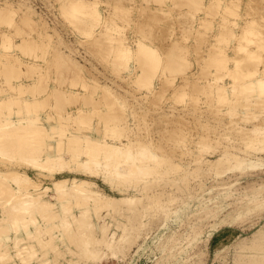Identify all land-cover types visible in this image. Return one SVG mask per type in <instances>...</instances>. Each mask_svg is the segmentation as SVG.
I'll use <instances>...</instances> for the list:
<instances>
[{
  "label": "rangeland",
  "instance_id": "374dc122",
  "mask_svg": "<svg viewBox=\"0 0 264 264\" xmlns=\"http://www.w3.org/2000/svg\"><path fill=\"white\" fill-rule=\"evenodd\" d=\"M73 1L74 0H0V5H4L8 3L11 6V8L14 9L13 20H12L13 24H9L5 21L0 22V32H2L0 34V45L2 44L0 46V53L5 52L4 50L7 49L5 45H9L11 47V48L8 47L10 52L7 51L8 50L7 49L6 52L2 54L4 55V58L8 56L6 55V53L9 54L8 59L9 61L12 60L10 62L13 63L12 70H15V72L13 71L14 77L17 78L18 76H20L18 78V81L19 79L21 80L23 78L22 79L23 81L22 80L19 81V84H17L18 83L17 79H11L12 82H9L11 81L9 79L13 78L11 76L9 78V74H11L10 72L12 71L10 69V66L12 64L10 63L11 65L6 66L5 64L7 63L8 65L9 63L8 61L5 64L4 63L0 64V70H2L0 72V76L2 73V76L0 77L1 79L0 82L3 80V83L1 82L3 84V86L1 85L3 88V91H2V88H0V100L2 101V102L0 101V104H1L0 105V116L2 115L3 117H1L0 120L6 117V115L8 116L11 114H13V116L15 117L16 116L19 117L20 115L21 116L26 115L28 114L27 112L28 110H26L28 108H30L28 115L34 114L33 112L38 111V113L34 115L40 118L41 120L40 125L37 126L39 124V121H38V124H35L37 126L36 128H34L35 127L34 125H30V126H33V128L31 127L32 133L38 128L40 130H37L33 134L29 132L30 133L29 134L27 132L28 129L27 130L21 129L20 131H23V132L19 131L20 133L18 132V137H21L22 139H24L23 141L21 139L20 140L21 142H19L20 144H23L21 145L22 147L24 145L28 146L29 144H34V147L31 149V151L30 150L29 151L31 154H33L32 159L33 158L36 159L35 161H33L34 159L32 161L30 160V162H32V167L35 166V168L36 166L37 168H40L38 166L41 165L40 163L39 164L37 163L39 162L38 160L39 154L37 153V156H36V153H35L37 152L36 149L38 148L37 144L40 145L41 141H43L45 137L46 138L43 141L44 143L42 142L41 146L42 144L43 146H46L49 143H53V145L51 146L52 149L50 148L52 151L50 150L49 151L54 154L57 151H61L59 153H56V154H60L58 155L60 158L59 157L56 159L52 158V161H49V162H57L58 164H60L59 165L60 168H64L63 170L65 171L60 169L57 163H53V164L51 163L50 165H48L49 168H51L49 170H52V167H55L57 165V167L53 168L54 172L53 170L50 171L52 173L48 172L46 168L41 166L44 168L45 170L44 172H48L46 173L48 174V176L53 173L59 176L62 175L61 173H68V174L77 173L76 175L79 174L80 176H84L89 179L93 178L97 180V183L99 185H101L107 192L112 193V194H118V193L112 192L109 189L112 186L114 189H116L115 188L116 184H117L116 187H118V189L123 188L122 190L124 189L127 190L126 192L127 195L128 194L133 195V194L140 193L141 205L139 203L137 205V208H133L131 209V211L129 209L125 210V208H123V210H125L124 212L121 211L122 209L120 208L118 209V211H115V210L106 211L105 209L107 208L105 209L103 208L101 211H97V212L93 210V212H96V213L93 214V217H92L93 224L91 225L95 226L96 228L95 230H98L100 227L107 225L108 226L107 232L111 233V232L116 231L117 233H119L121 232L120 230L121 227L125 224V222H127L129 218L130 220L128 221L131 222V219H133V221L134 220L138 221L139 224L136 225V228L132 235V241H129L121 248L115 245V247H113L114 249L113 250L111 247L114 245L113 243H111L112 245L111 247H110V244H107V247L109 246V248L103 246V247H96L94 248L95 250H89L90 248L87 249V247L85 248L82 245L77 244V241L75 240L74 241L65 240V242L64 240L61 241L58 235L61 234L60 232L62 230L59 229L60 227L59 224H58L59 227L57 226V223L54 224L55 221L53 220V219L56 220V217L52 218L54 217V215L51 213L52 215L50 214L49 219L52 218L53 221L49 220L46 217V214L43 212V210L41 211L40 206H37L36 203L38 204L40 203L38 202L39 201L38 198L34 199L32 196L33 198L31 200L32 202L30 201V203H28L30 205V209L26 208L29 211L25 210L23 211V214H20L24 216V217L21 216L22 219L28 221V222L27 221L24 222L25 225L23 224L24 227L28 225L26 230H24L25 228L23 226L19 227L20 230L18 233H16L20 236L19 239L16 238L17 240L15 241L13 238L12 240L10 239L11 241L9 240L6 246H4L3 250H5V252H6V249L8 251L15 250L13 248V245L14 243L17 244L19 240L20 242L22 241L29 242L30 245L35 246L34 248L35 250H37V253L35 254L33 253V251H30L29 255L31 257L29 255L28 256L25 255L26 258L29 257L28 259H30V261L28 260V262L25 264H37L38 261H39L38 264H41L40 259H48L49 257H50L49 258L50 261L48 260V263L46 262L47 264H73V261H76V263L74 264H264V143H263L264 141H261L258 144L257 143L254 144L255 141L250 143L249 138H248V133L246 134V132L248 131L247 129L254 125L256 126L261 125L262 128H264V102L263 104L261 102L264 100V96L263 98L262 96L258 94L257 95L259 97L257 96V98L255 97L256 95L250 96V98L252 99V100L250 99V101H252L251 103H253V105H255V102H257V104L259 103V107L257 104H256L257 106H252L249 104L248 106H243V105L235 106L234 103L232 104V102H234L237 98H240L239 96H237V93H238L237 89H239V93H240V91L244 89V86L247 85L250 79L253 80L252 78L254 77H255L254 79H256L257 77H261V78L264 77V74L261 75L262 72L264 73V44H263L264 43V0H223V2L222 1L220 2H222L225 6L223 5L222 7V4L219 6H214L209 11L208 14H205L206 13L205 9H208V6L210 7L211 5L218 2L219 0H199L198 1L200 5L199 7H203L201 8V10L197 6L194 7V4H195L194 2L198 4L196 0H192V1L181 0L180 4H179V0L178 1L172 0L173 3L171 2V0H167V1L163 0L165 4H163L164 2L162 1H160L162 3L159 4V0H157L159 5L156 4L157 1H154V0H147L149 3L146 0H82V1L90 2L92 7L94 5V8L95 6H97L99 11L101 12L100 17H98L100 20L97 18L95 20L96 21L95 23L94 21H90V18H88L87 16L85 17H87L89 21L86 19H84V22H78V23L75 21H72L74 18L71 19L70 16L67 15L66 9L68 6L66 7V5L72 3ZM153 2L155 3L154 5H153ZM174 2H177V3L175 4ZM201 2L203 5L200 4ZM171 3L175 4L176 6L173 5L174 7H172ZM161 4L163 5L161 6ZM178 4L180 6H178ZM150 5L151 6L153 5L152 6L153 9H150L151 8ZM164 5H167V7ZM155 6L161 7V9L160 8L155 9ZM165 9L168 11H166ZM221 10H222L223 16L224 15L226 16L224 20L222 19L223 16L222 15L220 16V13L219 15L217 14L218 12H221ZM163 11L164 12L166 11V12L164 13ZM191 14L192 15L194 14V15L192 16ZM35 15L40 16L38 18L40 20L38 23L34 22L32 25L25 24V19H23V17H26V20H28L34 17ZM101 18H102V21H101ZM97 20L100 22L98 23ZM214 20H217V23ZM173 21H174V24H173ZM251 21H254V22H251ZM107 24H110L111 26ZM117 24H120L121 27H115L117 26ZM139 24L146 25V26L149 25L148 27L145 26V29H147V32L145 30V32L147 33V34L145 33L147 35L146 39L144 38L145 34L142 35L141 32H137V30H139L138 28ZM214 25L215 26L217 25L216 26L217 28ZM84 26H87V27H84ZM90 26L91 28L92 26H94V28H92L91 30ZM80 27L82 30H80ZM109 27H111V29ZM135 27H137L136 30H134ZM184 28H186V30ZM243 29L244 30L247 29V31L245 30L247 39L249 38H250L249 40L252 39L251 41H249V43L246 37L243 35L244 34ZM253 29L255 30V32H253ZM85 30L88 31V33ZM116 30L117 31L120 30V32L119 31L117 32ZM249 30H250V34L252 32L250 36L248 35ZM227 33L229 36L227 35ZM111 34L117 39L115 40H111L109 38L106 39V37L109 35L111 37ZM5 35L9 36L7 37L10 38V40L8 39L10 43L7 40V37ZM45 35H47L48 38H43V39H46V40L49 39L50 41L47 45L53 44L51 47L48 46L47 49H43L42 47L43 45L42 44H41L42 46L39 45L41 42H38L40 41L39 39L41 38V36L43 37ZM24 36L36 37V41H34V43L38 42L36 44L37 47L39 46L37 50L34 49V46H35L33 45L34 43L33 44L29 43L30 48H32L31 47L32 45L33 46L32 49L36 50L34 53L36 57L33 55L34 50L32 52L31 50L30 52H28L29 46H26V44L24 43L26 41L23 42L24 44L23 43L21 44L22 38ZM224 36H226V38ZM136 37L138 39L144 38L145 40H147L149 44L155 46V48L158 47L156 49L157 51H159V53L161 52L163 53L165 51L166 54L163 53L165 55H162L161 53L162 55L161 57L164 61H167L166 60L168 59L167 53L170 52V50H173V48L175 49L176 43H177V46H181L180 48L182 49L179 48L180 49L179 55L181 57H184V60L182 61L183 65L181 66L185 68L189 66L188 67L189 75L191 76L192 79L197 78L196 81L190 84L191 91L193 90V88H195L196 91H194V93L191 94V96L185 97L189 101L184 102V100L181 97L180 98L176 97L177 93L179 92V88L176 85L182 84L184 82V76L175 75V76L169 77L170 78L169 79L165 75V72H163L164 75L162 74V76H160L159 78L154 79L153 83L156 86V89L154 90L152 88H149L145 84L146 82L149 84L148 80H146L145 82L144 79H140L136 77L139 75L138 72H140L139 64H138V68L134 66L135 64H137V62H135L136 59H133L131 61V66H132L131 68L133 71L132 70L129 71V74L127 73L128 69L126 70L127 72L120 71L117 73V71H115V69L117 70V68H115V65H113V63L111 62L112 61L111 55L116 54V52H112L109 48L113 45V43L116 44V43L123 42V43L129 44V46L133 48L132 52L133 51L136 52L137 48L135 44H136V41L138 40ZM223 37L225 39H223ZM152 38H155V39L157 38V40L152 39ZM174 40L176 41L175 43H173ZM229 40L230 41L232 40V41L229 42ZM4 42H6V44ZM15 42L16 43L18 42V43L15 44ZM239 43H243L244 46L247 44L246 49H245L246 52L245 51L238 52L239 50L237 49V45ZM261 43H262L261 45L262 47L260 46ZM3 44L5 47L3 46ZM231 44L233 45L232 47H230ZM22 47L24 48L27 47L28 49L25 48L24 50V48L22 49ZM44 47H45V44H44ZM41 50L43 53L46 52L45 53L46 55L48 54V57L44 54L45 60L42 59L44 55L42 54ZM55 50L56 52L59 53V55L55 56L56 59L53 57L52 60L55 59L56 61L58 59L57 57L60 56V59L61 60L63 58L66 59L67 63L65 61H64L65 63L62 61V65H61L60 59H59L60 63H58L57 61H56L57 63L53 65L52 63H54L55 61L54 62L50 61L51 64L49 63L48 58L49 56L50 58H52L51 56L54 55L53 53H55ZM216 51L217 53H215ZM253 51H255L256 54L259 52L257 56L261 60L258 59L257 57L256 59L255 55L254 56L250 55L251 53H253ZM11 52L12 54H10ZM25 52H28L32 56L29 57L28 53H25ZM135 52H133V55ZM222 52L225 53L224 55L226 56L228 54L227 56L228 59L231 60L232 58L233 61L229 60V62H227V64L230 63L229 65L223 64L222 66V63L219 65V62L215 61V57L218 58V56L223 55ZM38 53L42 54V55H39L41 59L39 58V56H37ZM175 53H178V51L174 53H170V54L173 55ZM246 53H249V54L246 56ZM2 54H0V57L2 56L0 60L3 59ZM12 55L17 57L20 64H17L18 60L14 59ZM33 56L36 59H34ZM244 56L246 57V61H247V57L249 56L251 60L249 62L250 63L249 65L247 62L246 64L247 66L245 68H243V66H245ZM221 57L222 56H220V58ZM237 57H243L242 60L243 59L244 60L240 62V63L243 62V66L242 64L236 65L238 64V62L237 63L235 62ZM11 58H13L14 60ZM46 60L49 63V65L45 62ZM21 61H23V63L26 62L27 64L26 63L25 64L28 65L29 67H31L30 66L31 64H32V67L35 66L33 67V69L31 67V71H30L31 73L28 72L30 68L27 67L26 65L23 67L22 66L23 63ZM43 61L45 64H42ZM252 61L254 62L252 63ZM29 62L31 64H29ZM33 62L34 63L36 62L35 65L33 64ZM14 63L17 64L18 66L19 65L21 66V68L19 67H18L19 69L17 68L18 69L17 73L18 71L20 72L18 73V75L16 73L17 66L15 67ZM39 64L41 65L40 66L41 68L38 67ZM59 64H60V67H59ZM43 65L44 67L46 65L45 70L44 68H42ZM224 65H226V68H224L225 67ZM3 66L4 68L1 69V67ZM47 66H49L50 68ZM162 66H164V64ZM6 67H9L8 70L6 69ZM247 67L248 68L250 67L249 69L252 70V72L255 74L251 73L249 69H246ZM24 68L27 70L26 73L23 72V70H25ZM235 68H239L240 71H238L237 69L238 72H236ZM240 68H243L242 69L243 75L248 74L249 72L251 73V74L246 75V77H248V79L246 78L248 82L247 81L245 82L244 80L245 76H242V73H241L242 71ZM39 69L41 71H39ZM42 69L44 70V72H46V74L42 72L43 71ZM76 69H79L80 73L76 71ZM227 69H231V70H227ZM245 69L247 71H245ZM4 70L9 72L8 75L6 72H4ZM37 70L38 72H40L41 75L40 74L37 75V72H36ZM46 70L48 71V73L50 72L49 74H52L49 78H48L49 74L47 75ZM81 70L83 71L82 72L83 74L81 73ZM134 71H136L137 73L136 76H134L135 75ZM21 72L24 74L22 75L25 78L21 75ZM76 72L78 73L76 74ZM130 72L132 74H130ZM190 72H192V74H190ZM233 72H235V74ZM230 73H231V76H229ZM237 73L240 74L244 78V79L242 78L244 80L243 82H242V79L241 81L239 80L241 76L239 75L240 78L237 77L238 76ZM5 74L7 76H5ZM69 74L70 76L72 74H74L75 76L76 74V79L73 78L74 76L71 78ZM28 75L30 78L28 77ZM251 75H252V78L250 77ZM32 76L35 77V79ZM235 76L237 77L236 78L237 81L235 80ZM36 77L38 78L37 80H36ZM66 77L68 79L71 78L70 79L71 81L67 80ZM4 78L6 81H4ZM136 78H138L137 81H139L140 79L141 83L137 82ZM72 79H74V81H77V84L79 85L75 84L76 86L74 87L75 82L73 81L74 82L73 83ZM58 80L59 82L60 81L61 82L60 83L56 82ZM83 80L86 82L81 85L83 86L82 88L80 86L81 84L80 82H82ZM28 81L31 82L32 85L36 83L35 85H38V86L32 87ZM24 82H25V85H21V84H24ZM225 82H227L228 84ZM240 82L242 83L241 84L242 86L240 85ZM26 83L27 84L29 83L28 86ZM44 83L48 88L43 87ZM237 83H239V85L237 86L239 88H236V89L233 88V86H235ZM219 85L225 86L227 92L228 93L230 92L229 98L232 99V96H234L233 101L232 102L229 101L231 102L230 106L228 105V102L223 103L219 99L218 101H216L215 97L218 95V93L216 92L217 91L216 87ZM4 86H6L5 87L6 90H4L5 89ZM24 86L28 87L27 93L29 95L27 93H24L26 92L25 91L26 87L24 88ZM39 86H41L40 87L41 89L39 88ZM15 87L17 88V90L15 89ZM23 88L24 90H22ZM38 88L40 89L39 91L42 92L41 94L38 91ZM42 88H45L46 90L41 91ZM51 88L52 89L54 88L55 91L57 89L58 91L59 89H61L62 95L64 92L65 95L63 96L69 97V98L64 97V99L66 100L69 99L68 103L67 101L64 102L63 100V103L65 104L64 107L62 106L63 103H61L60 101L58 102V100H62V98L56 97L58 98V100H54L53 97L57 96L56 95L57 92H55L56 94L54 95L53 94L54 90H51ZM231 88H233L232 90H235L234 95H233L234 92L231 90ZM28 89L30 91L31 89L33 90L30 92L28 91ZM34 91L35 92L38 91L37 93L39 96L38 95L36 96L37 93L35 94ZM70 91L72 94L74 93V96L70 94V96L72 95L73 97L69 96ZM109 91L114 92L115 95H111ZM17 92L18 94L19 93L20 94L17 95ZM78 92L79 94L83 92V94H81V96H78L79 95ZM32 93L34 96L32 95ZM46 93H49V95L52 96V97H49L48 101L44 98L48 95ZM11 94L12 95L14 94L13 98ZM20 95H21L20 98L22 100L20 98L19 99L14 98ZM86 95L90 97V98L87 97V100H86L87 102L83 101L84 97L86 99ZM7 96H8V99H6ZM2 97H4V99H2ZM75 97H76L77 102H74L75 100L72 99V98L75 99ZM243 97L244 96H241V98ZM252 97L253 98L255 97V98L253 99ZM43 98L46 100L47 103L50 102L51 104L50 106V104L48 103V107H46L47 103H45L46 105H43V108L46 107L44 110L41 106L42 104H44ZM30 99L31 101L35 103V106H34L35 108L33 107L34 111L31 106L32 104L27 102V101H30ZM37 99H40V100L37 101ZM51 99L54 102H52ZM88 99L90 100V102ZM13 100L15 101V103L17 102L22 103V101L24 100L26 102V106H28L27 103H29L30 107L25 108V105L24 106L21 105L22 107H24L22 108L23 109L22 110L23 112H22L20 110L21 108H19L20 106L18 103L14 104L13 102L11 104ZM71 100L73 101L71 102ZM93 100L97 102H94ZM102 100L104 102H102ZM92 101L94 104L91 103ZM36 102H38V105ZM55 102L58 103L60 108L62 107L61 111L59 109L54 111L55 108H59L58 105L57 107H53L54 105L52 104H55V105L57 104ZM40 103L41 105H39ZM2 104L3 106H5L4 108L1 107ZM8 104L16 105V106H13V110L15 109L17 111L14 110L13 113H11L12 106H9V107L6 106ZM231 104L233 106H231ZM36 106H39V107L37 108ZM77 107L79 108V110ZM93 107H95V109ZM96 107H98V109L101 110L100 112L101 114H102V111L105 110L106 113L112 114L115 116V118L113 119L114 120L113 122L118 124V127L116 128L117 129L116 132H118L117 135H119V133L121 136L123 134H129L130 137H133V138L143 137V138H147L148 140L152 141V143H147V144L151 148H154L159 155L160 154L162 155V156L160 155L162 157V159L160 160L163 161L161 162L159 160L161 163L155 162L154 164H156V166L153 164L155 168L157 167L158 164H160L158 165L156 169L153 168V166H151L152 169L154 170L153 174L151 170H150V173L149 171L147 172L148 175H146L147 173L145 174V172L142 171L141 173L143 175L141 174L142 175L141 176L139 168L136 166V164L133 166L137 167L136 169V171H138L136 172L137 174L135 173L132 174L134 177L125 176L127 177L126 180L123 177L124 175L120 177H114L113 174L112 175L107 174L109 177V178L107 177L108 181L107 182L101 181L100 173H97L96 177H95L96 174L93 173V172H97V170H100L99 169L100 167L99 168L97 166L93 167L94 165L93 163H92V167H90L91 165L90 163H86V164L81 163L82 167L80 168L81 169V172H80L78 165H80V162L82 161H79V163L77 162L78 164L76 165V162H74L75 163L74 164L73 159L71 160V157L69 156L71 146L74 144L72 142H75L72 139L71 141L72 145H70L71 143L68 144V142L70 141L69 137L71 133L72 134L76 133L74 135L83 136L85 134L90 135V133L96 134L97 132H98L97 134L102 135L103 134L102 132L104 129H107V132H109L108 129H110V127L108 126L103 127L102 129V126L106 125V123L104 124L106 113L103 112V116H104V119H103L101 114H99L100 110H98ZM76 108L78 111H80L81 109H84V112L82 110L80 114L86 120L85 122L89 121L90 123V119H92L90 124L85 123L87 124L86 125L87 127L83 125L84 123L82 124L81 122L82 116L78 114L79 112L75 110ZM91 108L94 109V111ZM1 109L2 110L4 109L5 112L8 109V112L6 113H9V114L4 115V111H1ZM228 109L231 112H229ZM90 110H92L95 113V115ZM171 110L173 111L175 110V112ZM24 111H26V113H24ZM242 111H244V113H242ZM46 112L50 114L46 115ZM56 112L59 114H57ZM76 112L80 116V118L76 116L77 115ZM85 112L87 113V115H85L86 114ZM18 113H20V115ZM51 114L53 115L51 116ZM60 114H62V116L64 117L71 114L69 116L70 117L73 116L72 117L73 119L72 118L70 119L71 121H73L72 124L75 121L74 123L75 125L69 124L71 122L68 119L69 116L67 117V119H65V121L68 120L69 122L63 121V119L60 118L62 117ZM88 114L89 115L91 114V116H89ZM45 115L50 116V118L47 117L50 120L46 118V120L49 123L43 119ZM74 115L77 118L76 117L74 118ZM86 116L90 119L88 120L87 118H85ZM92 116L95 117V119H93ZM97 116H98V119L96 118ZM51 117H53L54 119H51ZM59 118L61 119L62 122L59 121ZM78 120L80 121L81 125L79 124ZM94 120H95V123H94ZM99 122H100V125H99ZM62 123L63 124L65 123L66 126L63 125L62 127L61 125ZM102 123L104 125H102ZM240 124L244 125L245 127L241 126ZM50 125H53V127L51 126L52 129L50 128ZM89 125L91 126L90 127L91 130L89 128ZM98 125H99V129L97 127ZM44 126L45 128H43ZM72 126H77V127H72ZM261 126H258V127H261ZM41 128L44 130H41ZM63 128L65 131L61 130ZM76 128H79V129L81 128V130L76 129ZM245 128L246 130H242ZM49 129L53 130L54 132L50 131ZM58 130H60L59 133L61 135L63 133L65 134V132H68V131L70 133V134L66 133L64 135L65 139L62 140L63 144L60 143L59 141L60 139L57 142L55 140V136L53 133H56ZM48 132L50 133V136L48 135L49 134ZM24 133L27 136L24 135V138H23V136H20V134L23 135ZM44 133H47V135L50 138L51 136L53 138L50 139ZM81 133H84V134H81ZM105 133H106V130L104 131V134ZM28 134L30 138L28 137ZM41 134L45 135L43 136L44 138L41 137L42 136ZM72 134L71 136H73ZM36 135L37 136L41 135V136H38L40 139V142H38L39 140H37L38 137H36ZM9 136L11 137L10 134ZM66 138H68L67 142H66ZM27 139L29 140L27 141V143L29 144H25L26 143L25 140ZM35 139H36V142H35ZM7 142L4 141L2 145L0 144V146H3L5 149H8L9 147L7 151L3 147H2L3 148L2 150L0 149V151H2L0 152V154H2L0 155V161H3L5 159L4 160L5 162H0V166H2L3 163L9 164V162L12 161V159H14L15 162L17 161V164L19 162L20 163L24 162L23 163L24 166H27V164L30 165L29 167H27L30 174H32L37 180L42 179L41 174L38 172V170L42 171V168L38 170L29 169L31 168V163L28 162L29 156H30V154H28L27 156L26 152L28 150H25L22 148L23 150L21 151L20 148L18 149V147H14L12 145L11 140L9 143ZM58 142L60 143L61 146L62 145L63 146L60 147ZM89 144H90V139H89ZM252 144L254 147H252ZM66 145H69L70 147L69 146L66 147ZM155 145L156 147L160 149H156ZM14 149L16 150V152L17 151L18 152L14 153L13 152L15 151ZM66 149L68 153H66ZM223 149H225V151ZM62 152L65 155H63ZM223 152H228V154L230 152L235 153L238 156V158H234L230 160V162L224 161L223 163L222 162L216 163L215 156L220 155L221 153L223 154ZM11 153L15 155L13 156ZM25 153L26 155H23ZM7 155L9 157H7ZM18 155H20L21 157ZM25 156L27 158H25ZM163 157L167 158L166 162H164L165 158L163 159ZM24 158L25 160H23ZM63 158L65 161L63 160ZM194 158L196 161L194 160ZM208 159H210L209 162H208ZM69 160H71V163H73L76 166L73 165L74 167H70L72 164L70 165V162L68 163ZM104 161L106 162L108 160H106V158H104V160L101 158V162H104ZM111 161L113 162L114 160L113 159L109 160V162ZM34 162H36L38 165ZM62 163L65 164L64 167H62L63 166ZM152 163H150V165H152ZM33 164H36V165H33ZM87 164L90 168H92L91 169L92 172L91 170L88 173L86 172V171H89L87 168ZM51 165L52 167H50ZM83 166H85L87 169H84ZM76 167L78 168L76 169ZM134 167H133V170H134ZM110 168H112V166ZM58 169H60L59 172H58ZM82 169H84V171ZM93 169L95 170L93 171ZM91 173L92 175H90ZM150 174L152 175L150 176ZM135 175L137 176L139 175V177ZM143 176L145 177V179L143 178L144 180L141 178ZM136 177L138 179H136ZM149 177H152V178H149ZM7 178L9 179L12 177H5V178L3 177L2 180L0 181V199L5 196L4 193L5 194L7 193L6 196L9 197L10 196L9 193H13L15 191H17L15 192L17 193V195L15 193L14 194L18 197L17 199L18 201L20 200L21 202V199H23V197L24 199H31L30 198L31 195L26 192L30 190L28 184L20 182L18 184L19 188H17L19 190L15 189L13 191L14 186L13 188L11 187V185L14 183L13 179L12 181L11 179H9L10 180L9 181L10 183H9ZM114 178H117V179H114ZM121 178L124 181H121L122 180ZM128 178L131 180L129 181ZM136 180H138V182ZM39 182L41 185L43 184L46 185L50 183L51 180L49 178H45L43 180H40ZM109 182L111 183V185H109L110 187L108 186ZM123 182L124 183L128 182V183H125L124 184L125 186L121 187V184H123ZM114 183H115V186H114ZM9 184H10V188H9L10 190L7 189L9 187ZM126 185L128 186L126 187ZM20 186H22V188L26 187V189L22 190ZM1 187H3L2 188L3 191L5 190L4 192L1 191ZM41 188H42L41 191H43L44 187H41ZM139 189H140V192H137V190L139 191ZM11 190L13 192H11ZM157 190L161 192L163 191L164 193L167 191L166 194H163L162 196L163 203L161 202L160 204L158 202L160 205H158L157 202L154 203V201H152L154 197V196L152 197V195L158 193ZM22 191H25L27 194L24 192V194L22 195L23 193ZM141 194H144V195L142 196ZM34 200L35 201L38 200V201L35 203ZM156 201L158 200L156 199ZM31 203L33 204V206L31 205ZM73 204H71L72 206L71 205L69 206L73 207ZM151 204L153 207L151 206ZM33 207H36V208H33ZM2 209L3 208H1L0 206V214H1ZM33 209L36 211V214H37L36 216L34 213L35 211ZM37 209L39 210L37 211ZM8 213H9V210H8ZM38 213L40 214L38 215ZM9 215L12 216L13 215L12 212H10ZM40 215H43V216L40 217ZM26 217L27 219H25ZM34 217H37V218H34ZM30 219L31 221L35 220L34 221L35 223L29 221ZM37 219H38V222H37ZM50 221H51V224H50ZM42 222L46 224L44 223L42 224ZM31 223L33 225H37L38 227L42 225L43 228H41L40 230H35L39 228L37 226L36 228H34V226L31 227L32 226ZM13 224L15 225V223L12 220V230H13ZM91 225L89 228L87 227L88 229L87 231L89 232L90 231L92 232ZM15 228L18 231L17 225H15ZM51 228L53 229L51 230ZM27 229H29V231ZM31 229L33 230V233ZM12 230H10L11 231L10 233L13 234ZM95 230L93 231L95 232ZM40 233L42 234L40 235ZM44 234L49 235V239H47L48 242L44 240L45 239ZM97 234L99 235V233ZM37 235L39 236V238H37ZM33 239H36V240H33ZM30 240L32 241L30 242ZM58 240H60L61 242H59ZM46 249L47 251L49 250V252H47ZM45 251L47 252V254ZM40 253L42 254L41 256H40Z\"/></svg>",
  "mask_w": 264,
  "mask_h": 264
},
{
  "label": "bare ground",
  "instance_id": "6f19581e",
  "mask_svg": "<svg viewBox=\"0 0 264 264\" xmlns=\"http://www.w3.org/2000/svg\"><path fill=\"white\" fill-rule=\"evenodd\" d=\"M147 1V0H146ZM154 1H157V0H154ZM160 1H162V2H164L163 0H159V4L160 3H162V2H160ZM165 1H167V0H165ZM173 1H178V0H173ZM180 1L181 0H179V4H180ZM183 1H192V0H183ZM197 2L199 1V0H196ZM220 1H222L223 2V0H219L218 2H216V3H214L213 5H211L210 7L208 6V9H205L206 10V13L205 14H208L209 13V11L214 7V6H219V5H221L222 4V7H223V3L222 2H220ZM148 2V1H147ZM171 2H172V0H171ZM149 3V2H148ZM147 3V4H148ZM170 3V2H169ZM169 3H167V4H169ZM173 3V2H172ZM171 3V6L172 7H174L173 5H175L177 2H174L175 4H172ZM195 3V4H194ZM193 4H194V7L195 6H197L200 10H201V8H203V7H199L200 5H199V2H198V4H196V2H194ZM151 4H152V2H151ZM155 3L153 2V5H154ZM156 4H158V1H157V3ZM158 4V5H159ZM163 4H165V2L163 3ZM163 4H161V6L163 5ZM178 4V6H180ZM201 5H203L202 4V2L200 3ZM149 5V4H148ZM152 5V6H153ZM205 5V4H204ZM68 6V7H67ZM152 6L150 5V9H153L152 8ZM164 6H166L167 7V5H164ZM163 6V7H164ZM170 6V5H169ZM176 6V5H175ZM206 6H207V4H206ZM225 6V5H224ZM66 7H67V11H66V13H67V15H69L70 16V18L71 19H73L72 21H75V22H84V19H86V20H88L87 19V17L88 18H90V21H94V23L96 22L95 20L98 18V17H100V11H99V9L97 8V6H95V8H94V5H93V7H92V5H91V3L90 2H88V1H82V0H74L72 3H70V4H67L66 5ZM65 7V8H66ZM162 7V8H163ZM172 7H170V8H172ZM161 9V7H156L155 6V9ZM169 8V7H168ZM167 8V9H168ZM34 10V9H33ZM166 10V9H165ZM166 11H168V10H166ZM165 11V12H166ZM13 12H14V9L13 8H11V6L8 4V3H6V4H4V5H0V22H3V21H5V22H7V23H9V24H13L12 22V20H13ZM164 12V11H163ZM164 12V13H165ZM203 13V14H204ZM219 13H220V16L222 15L223 16V13H222V10H221V12H218L217 14L219 15ZM195 14V13H194ZM193 14V15H194ZM216 14V15H217ZM103 15V14H102ZM192 15V14H191ZM192 15V16H193ZM85 16H87V17H85ZM207 16V15H206ZM40 16H34V17H32L31 19H28V20H26V17H23V19H25V24H27V25H32L34 22H39L40 20L38 19ZM85 17V18H84ZM91 17H92V19H91ZM102 17V16H101ZM103 18V17H102ZM102 18H101V21H102ZM202 18V17H201ZM205 18V17H204ZM224 18H226V16L224 15L223 16V20H224ZM99 19V18H98ZM198 19V18H197ZM222 19H221V21H222ZM100 20V19H99ZM105 20V19H104ZM210 20V19H209ZM89 21V20H88ZM98 21V20H97ZM175 21V20H174ZM174 21H173V24H174ZM214 21H216V23H217V20H214ZM228 21V20H227ZM87 22V21H86ZM100 21H98V23H99ZM218 22H219V20H218ZM251 22H254V21H251ZM250 22V23H251ZM91 23V22H90ZM114 23V22H113ZM176 23H177V21H176ZM221 23V22H220ZM88 24V23H87ZM86 24V25H87ZM143 24V23H142ZM142 24H139L138 26V28H139V30H137V32H141V34L143 35V34H145L146 32H147V29H145V26L146 25H142ZM253 24V23H252ZM90 25H92V24H90ZM106 25V24H105ZM107 25H109V26H111L110 24H107ZM83 26V25H82ZM95 26V25H94ZM94 26H92V28H94ZM101 26V25H100ZM136 26H137V24H136ZM149 26V25H148ZM148 26H146V27H148ZM215 26V25H214ZM217 26V25H216ZM215 26V27H216ZM84 27H87V26H84ZM83 27V28H84ZM115 27H121V25L120 24H117V26H115ZM151 27V26H150ZM149 27V28H150ZM187 27H189V26H187ZM251 27V26H250ZM92 28H91V26H90V29L92 30ZM101 28V27H100ZM110 29H111V27H109ZM114 28V27H113ZM134 28V27H133ZM132 28V29H133ZM189 28H191V27H189ZM217 28V27H216ZM215 28V29H216ZM247 28V27H246ZM252 28V27H251ZM89 29V30H90ZM98 29V28H97ZM120 29V28H119ZM137 29V27H135V29L134 30H136ZM185 30H186V28H184ZM214 29V30H215ZM249 29V28H248ZM80 30H82L81 29V27H80ZM88 30V29H87ZM145 30H146V32H145ZM188 30V29H187ZM244 30V29H243ZM246 31H247V29H245ZM245 30H244V36L246 37V39H247V36H246V34H245ZM86 31V30H85ZM114 31H115V29H114ZM117 31V30H116ZM119 32H120V30H118ZM117 31V32H118ZM50 32V31H49ZM84 32V31H83ZM87 33H88V31H86ZM85 32V33H86ZM90 32V31H89ZM227 32V31H226ZM253 32H255V30L253 29ZM2 32H0V34H1ZM51 33V32H50ZM225 33V32H224ZM223 33V34H224ZM249 33V34H248ZM248 35L250 36L251 34H252V32H251V34H250V30L248 31ZM147 34V33H146ZM145 34V35H146ZM180 34V33H179ZM144 35V38L146 39V37H147V35L145 36ZM227 35H228V33H227ZM226 35V36H227ZM255 35V34H254ZM6 37L8 36V35H5ZM185 36V35H184ZM226 36H224L225 38H226ZM229 36V35H228ZM227 36V37H228ZM9 37V36H8ZM7 37V40L9 39L10 40V38H8ZM149 37V36H148ZM153 37V36H152ZM221 37V36H220ZM223 37V39H225ZM231 37H233V36H231ZM43 38H48V36L47 35H45V36H41V38L39 39L40 41H38V42H41L39 45H41L42 47H43V49H47L48 48V46L49 47H51L52 45H47L50 41H49V39H43ZM111 39V40H115V39H117V38H115L114 36H112V34H111V37H110V35L109 36H107L106 37V39ZM137 38V37H136ZM144 38H137L138 40L136 41V44H135V46H136V48H137V51L135 52V51H133V52H135L134 53V55H135V57H134V55H133V52H132V50H133V48L132 47H130L129 46V44H126V43H113V45L109 48L112 52H116V54H112L111 55V62L113 63V65H115V68H117V70L115 69V71H117V73L118 72H123V71H126L127 69H128V74H129V71H131L132 70V66H131V61L133 60V59H136V61L135 62H137V64H133L134 66H136L137 68H138V64H139V70H140V72H138L139 73V75L138 76H136V71H134L135 72V75L134 76H136V77H138V78H140V79H144L145 80V82H146V80H148L149 81V84L146 82L145 84L149 87V88H152V89H156V86H155V84L153 83V81H154V79H156V78H159L160 76H162V74L164 75V73L163 72H165V75L169 78V77H171V76H184V82L182 83V84H179V85H176L178 88H179V92L177 93V95H176V97L178 98H182L183 100H184V102L186 101H189V100H187L185 97H187V96H191V94H193L194 93V91H196L195 90V88H193V90L191 91V89H190V84H192L194 81H196V79L197 78H194V79H192L191 78V76L189 75V72H188V67L187 68H185V67H182L181 65H183L182 64V61L184 60V57H181L180 55H179V50L180 49H182V48H180L181 46H177V43H176V47H175V49L173 48V50H170V52H168L167 54V58L168 59H166L167 61H164L163 59H162V55H165L166 53H165V51L163 52V53H165V54H163L162 52V55H161V53H159V51H157V49L156 48H158V47H156L155 48V46H153V45H151V44H149L148 42H147V40H145ZM178 38V37H177ZM242 38V37H241ZM152 39H155V38H152ZM222 39V40H223ZM250 39V38H249ZM249 39H247L248 40V43H249V41H251V40H249ZM8 40V41H9ZM12 40V39H11ZM102 40V39H101ZM155 40H157V38L155 39ZM246 40V41H247ZM7 41V42H8ZM21 41V40H20ZM24 41H26V42H24ZM34 41H36V37H34V36H32V37H27V36H24L23 38H22V42H21V44L24 42L25 44H26V46H29V51L28 50H26V51H28V52H30V50H31V52L34 50V49H38L39 48V46L37 47V43H34ZM122 41V40H121ZM232 41V40H231ZM230 40H229V42H231ZM245 41V42H246ZM13 42V41H12ZM27 42H28V44L29 43H34L33 45H35L34 46V49H32L33 48V46L31 45V47L32 48H30V44L28 45L27 44ZM176 41L174 40V42L173 43H175ZM240 42V41H239ZM5 44H6V42H4ZM9 43H10V41H9ZM18 43V42H17ZM16 42H15V44H17ZM23 43V44H24ZM244 43V42H243ZM243 43H239L238 45H237V49L239 50L238 52H240V51H245V49H246V45L244 46V44ZM254 43V42H253ZM256 43V42H255ZM12 44V43H11ZM14 44V43H13ZM20 44V43H19ZM20 44V45H21ZM44 44H45V47H44ZM264 44V43H263ZM2 45V44H1ZM0 45V46H1ZM255 45H257V44H255ZM262 45V43L260 44V46ZM3 46H4V44H3ZM6 47H7V49H8V47H10L9 45H5ZM4 46V47H5ZM14 46H16V45H14ZM17 46H19V45H17ZM40 46V47H41ZM233 45L231 44V46L230 47H232ZM235 46V45H234ZM13 47V46H12ZM41 47V48H42ZM244 47V48H243ZM258 47H259V45H258ZM262 47V46H261ZM11 48V47H10ZM24 47H22V49H23ZM25 48H27V47H25ZM25 48H24V50H25ZM40 48V49H41ZM180 48V49H179ZM6 49V50H7ZM28 49V48H27ZM4 50V49H3ZM6 50H4L5 52H6ZM36 50H34V52H33V55L35 56V51ZM136 50V49H135ZM160 50V49H159ZM252 50V49H251ZM7 51H9L10 52V50L8 49ZM40 51V50H39ZM161 51V50H160ZM178 51V53H175V54H173V55H171L170 53H174V52H177ZM248 51V50H247ZM250 51V50H249ZM5 52H2V53H5ZM8 52V53H9ZM28 52H25V53H28ZM41 52H42V50H41ZM40 52V53H41ZM54 52V51H53ZM220 52V51H219ZM246 52V51H245ZM251 52V51H250ZM249 52V53H250ZM2 53H0V54H2ZM14 53V52H13ZM46 53V52H45ZM45 53H43L42 52V54L44 55ZM56 53V54H55ZM55 53H53L54 55H52L51 57L52 58H50V56H49V58H50V60H49V58H48V61H49V63L51 64V62H54L55 61V59H56V57L55 56H57V55H59V53L58 52H56V50H55ZM58 53V54H57ZM215 53H217V51L215 52ZM223 53V52H222ZM249 53H246V56L249 54ZM10 54H12V52L10 53ZM42 54H39L38 53V55L37 56H39V55H42ZM225 53H223V55H224ZM257 54H259V52L257 53ZM257 54H256V52L255 51H253V53H251L250 55H255V58L257 57L258 59H260L258 56H257ZM3 55V54H2ZM6 55H8L9 56V54H7L6 53ZM5 55V56H6ZM46 55V54H45ZM45 55L43 56V58L42 59H44V57H45ZM216 55H218V54H216ZM220 55V56H222L221 58H220V56H218V58L217 57H215V61H218L219 62V65L222 63V66H223V64H227V62H229V60L230 59H228V54H227V56L226 55ZM231 55V54H230ZM262 55V54H261ZM261 55H259V56H261ZM8 56H6L5 58H4V55H3V61L2 60H0L1 61V63L0 64H2V63H6L7 61L9 62L8 63V65H7V63L5 64L6 66H9V65H11L10 66V69L12 70L13 69V63H11L10 61H12V60H10L9 61V59H8ZM13 56V55H12ZM28 56L30 57V56H32V55H30L29 53H28ZM33 56V57H34ZM47 57H48V54L46 55ZM10 57H11V55H10ZM14 57V59H17V57L16 56H13ZM36 57V56H35ZM34 57V59H36ZM53 57L55 58L54 60H52L53 59ZM165 57V56H164ZM231 57V56H230ZM245 57V56H244ZM250 57V56H249ZM249 57H247V61H246V57H245V60H244V65L245 66H243V62L242 63H240L241 61H243L242 60V58L243 57H237V59H236V63L238 62V64H236V63H234V64H236V65H241L242 64V66H243V68H245L247 65V62H248V65L250 64L249 62L251 61L250 60V58ZM2 58V56L0 57V59ZM39 58L41 59V57L39 56ZM38 58V59H39ZM58 59L56 60L58 63H60L61 62V65H62V61L64 62H66L67 63V61H66V59H60V56L59 57H57ZM249 58V59H248ZM252 58V57H251ZM256 58V59H257ZM11 59H13V58H11ZM13 59V60H14ZM37 59V60H38ZM59 59L61 60L60 62H59ZM165 59V58H164ZM233 59H235V58H233ZM255 59V60H256ZM18 60V59H17ZM21 60V59H20ZM28 60V59H27ZM45 60V59H44ZM253 60V59H252ZM261 60V59H260ZM24 61V60H23ZM23 61H21L22 63H23ZM51 61V62H50ZM54 62V63H52V65L53 64H56L57 62ZM163 61H164V63H163ZM230 61H233L232 60V58H231V60ZM245 61H246V63H245ZM17 62V61H16ZM15 62V63H16ZM38 62V61H37ZM48 65H49V63L47 62V60L45 61ZM64 62V63H65ZM185 62V61H184ZM254 61H252V63H253ZM11 63V64H10ZM14 63V64H15ZM26 62H24L23 63V67L27 64H25ZM36 63V62H35ZM35 63L33 62V64L35 65ZM40 63H42V62H40ZM63 63V64H64ZM3 64V65H4ZM17 64H20V62H19V60H18V62H17ZM17 64H15V67H16V73H17V70L19 69V68H21V66L19 65H17ZM29 64H31L30 62H29ZM42 64H45L44 63V61H43V63ZM164 64V66H162ZM188 64V63H187ZM230 64V63H229ZM229 64H227V65H229ZM233 64V63H232ZM37 65V64H36ZM58 65V64H57ZM27 67H29L28 65H26ZM31 67H32V64L30 65ZM41 65L39 64V66L38 67H40ZM133 66V67H134ZM225 67L224 68H226V65H224ZM19 67V68H18ZM27 67H26V69H27ZM31 67H29L30 68V70L28 71V72H30L31 71ZM33 67H35V66H33ZM33 67H32V69H33ZM47 67H49V66H47ZM56 67V66H55ZM59 67H60V64H59ZM58 67V68H59ZM136 67H135V69H136ZM221 67V66H220ZM228 67V66H227ZM235 67H237V66H235ZM239 67V66H238ZM241 67V66H240ZM2 68H4V66L3 67H1V69ZM8 68L9 67H6V69L8 70ZM18 68V69H17ZM28 68V69H29ZM36 68H37V66H36ZM41 68V67H40ZM42 68H44V70H45V68H46V65H45V67H44V65H43V67ZM50 68V67H49ZM223 68V67H222ZM230 68H231V66H230ZM243 68H240L241 69V73H242V76H245V79L240 75V74H238V76H237V74H236V76L237 77H239V75L241 76V78L239 79L240 81H241V79L243 78L244 80H245V82L247 81L248 82V77H246V75H248V74H251V73H253L252 72V70H250L248 67L246 68V69H249L250 71H251V73L249 72L248 74H245V75H243ZM25 69V68H24ZM23 70V72L24 73H26L27 72V70ZM134 69V70H135ZM236 69V72H238V71H240L239 70V68H235ZM237 69H238V71H237ZM245 69V71H247ZM43 70V69H42ZM44 70L42 71L43 73H45L46 74V72H44ZM54 70V69H53ZM227 70H231V69H227ZM2 70H0V72H1ZM15 72V70H12L10 73L11 74H9V78H10V76L11 77H13V78H10L9 80H11V79H17V81H18V78L20 77V76H16L17 78H15L14 77V75H13V73ZM21 71H22V69H21ZM39 71H41L40 69H39ZM47 71V70H46ZM76 71H78L79 73H80V70L79 69H76ZM133 71V70H132ZM4 72H6L7 73V75H8V71H5L4 70ZM35 72V71H34ZM37 72V75L38 74H40V72H38V70L36 71ZM78 72H76V74L78 73ZM83 71L81 70V73H82ZM169 72V73H168ZM256 72V71H255ZM18 73H20L19 71H18ZM18 73H17V75H18ZM31 73V72H30ZM50 73V72H49ZM48 73V71H47V75L49 74ZM167 73H168V75H167ZM234 74H235V72H233ZM232 73V74H233ZM245 73V72H244ZM23 73L21 72V75H22ZM27 74H29V73H27ZM27 74H26V76H27ZM32 74H33V72H32ZM36 74V73H35ZM34 74V75H35ZM44 74V75H45ZM70 74H71V72H70ZM70 74H69V76H70ZM76 74H75V76H74V74H72L70 77L72 78L73 76V78H75L76 79ZM83 74V73H82ZM125 74V73H124ZM130 74H132L131 72H130ZM190 74H192V72H190ZM226 74H227V72H226ZM253 74H255V73H253ZM252 74V75H253ZM257 74V73H256ZM264 73L262 72V74L261 75H263ZM6 74H5V76H7ZM13 75V76H12ZM24 75V74H23ZM22 75V76H23ZM31 75V74H30ZM41 75V74H40ZM52 74H49L48 75V78L51 76ZM123 75V74H122ZM189 75V76H188ZM252 75L250 76L251 78H252ZM260 75V74H259ZM1 76H2V73H1ZM0 76V77H1ZM36 76V75H35ZM229 76H231V73H230V75ZM235 76V80H236V77ZM24 77V76H23ZM28 77H29V75H28ZM33 77V76H32ZM31 77V78H32ZM47 77V76H46ZM57 77V76H56ZM68 77V76H67ZM66 77V79L67 80H69V81H71L70 79H68ZM233 77V76H232ZM254 77V76H253ZM7 78V77H6ZM25 78V77H24ZM27 78V77H26ZM30 78V77H29ZM34 79H35V77H33ZM45 78V77H44ZM55 78V77H54ZM61 78V77H60ZM138 78H136V81L138 80ZM220 78V77H219ZM218 78V79H219ZM222 78V77H221ZM247 78V79H246ZM255 78V77H254ZM254 78H252L253 80H251L250 79V81L247 83V85L246 86H244V89H242V91H243V93H242V91H240V93H239V89H237L238 90V93H237V96H239L240 98H237L234 102H232L233 101V98H234V96H232V99L231 98H229V93L227 92V90H226V87L225 86H223V85H219V86H217L216 87V92L218 93V95L215 97V99H216V101H218V99L221 101V102H223V103H226V102H228V105L230 106V103L232 102V104L234 103V105L235 106H238V105H243V106H248V104L249 105H252V106H257L258 105V107H259V103L257 104V102H255V105H253V103H251L252 101H250V96L251 95H256L255 97L257 98V96L258 95H260V96H262V98H263V96H264V77H257L256 79H254ZM23 79V78H22ZM21 79V80H22ZM28 79V78H27ZM38 78L36 77V80H37ZM41 79V78H40ZM56 79V78H55ZM54 79V80H55ZM140 79H139V81H137V82H139V83H141L140 82ZM170 79V78H169ZM199 79V78H198ZM217 79V80H218ZM223 79V78H222ZM242 79V82L244 81ZM1 80V79H0ZM20 79H19V81H21ZM35 80V81H36ZM47 80V79H46ZM84 80H86V79H84ZM82 81V82H80L81 84H80V86L82 85V84H84L86 81ZM221 80V79H220ZM4 81H6L5 80V78H4ZM16 81V80H15ZM16 81V82H17ZM19 81H18V83L17 84H19ZM23 81V80H22ZM31 81H32V79H31ZM35 81H33V82H35ZM43 81V80H42ZM48 81V80H47ZM47 81H46V83H47ZM64 81V80H63ZM62 81V82H63ZM74 81V79H72V82ZM91 81V80H90ZM237 81V80H236ZM2 83H3V80L1 81ZM0 82V83H1ZM9 82H12V80L11 81H9ZM26 82V81H25ZM25 82H24V84H21V85H25ZM29 82V81H28ZM32 82V83H33ZM41 82V81H40ZM44 82V81H43ZM56 82H59V80L58 81H56ZM61 82V81H60ZM59 82V83H60ZM75 82V83H74ZM73 83H74V87L76 86L75 84H77V81H74ZM143 82V81H142ZM217 82V81H216ZM245 82H244V84H245ZM0 84V86L2 85L3 86V84ZM21 83V82H20ZM30 83V85L32 86V87H34V86H38V85H35L36 83H34V85H32L31 84V82H29ZM28 83V84H29ZM42 83V82H41ZM225 83H227V82H225ZM12 84V83H11ZM27 84V83H26ZM28 84H27V86H28ZM43 84V83H42ZM58 84V83H57ZM90 84H91V82H90ZM228 84V83H227ZM226 84V85H227ZM242 83L240 82V85H241ZM5 85V84H4ZM20 85V86H21ZM40 85V84H39ZM47 85H48V83H47ZM77 85H79V84H77ZM86 85V84H85ZM233 85V84H232ZM239 85V83H237L235 86H233V88H239V87H237ZM2 86L0 87V88H2ZM13 86V85H12ZM17 86H19V85H17ZM42 86V85H41ZM41 86H39V88L41 87ZM110 86V85H109ZM242 86V85H241ZM6 86H4V88H5ZM8 87V86H7ZM26 86H24V88H25ZM35 87V88H36ZM43 87H47L46 85H45V83H44V85H43ZM70 87V86H69ZM82 88H83V86H81ZM24 88L22 89V90H24ZM27 88L28 87H26V92H24V93H27ZM31 88V87H30ZM29 88V89H30ZM34 88V89H35ZM38 88V91L41 89H39ZM48 88V87H47ZM113 88V87H112ZM233 88H231V90L233 89ZM243 88V87H242ZM246 88V89H245ZM14 89V88H13ZM15 89L17 90V88L15 87ZM28 89V91H30ZM57 89V88H56ZM190 89V90H189ZM4 90H6V88L4 89ZM9 90H11V89H9ZM33 89H31V91H32ZM44 90H46L45 88H42V90L41 91H44ZM51 90H54V88L52 89L51 88ZM72 90V89H71ZM240 90H241V88H240ZM2 91H3V88H2ZM1 91V92H2ZM8 91V90H7ZM7 91H5V92H7ZM13 91V90H12ZM18 91H19V89H18ZM30 91V92H31ZM38 91H34V93L36 94ZM61 91V89H59V91H58V89L55 91L54 90V95L56 94L55 92H57V96H55V97H53L54 98V100H58V98H56V97H59V98H62V100H58V102L60 101L61 103H63V100H64V102L65 101H67V103H68V101H69V99H64V97L65 96H63V95H65V93L63 92V95H62V91ZM106 91H107V89H106ZM112 91H114V90H112ZM112 91H109V93L111 94V95H115V93L114 92H112ZM234 93H233V95L235 94V90H232ZM245 91V92H244ZM15 92V91H14ZM22 92V91H21ZM40 92V91H39ZM49 92V91H48ZM52 92V91H51ZM89 92V91H88ZM42 92H40V94H41ZM50 93V92H49ZM49 93H46V94H48L49 95ZM216 93V94H217ZM20 94V93H19ZM18 94V92H17V95H19ZM28 94V93H27ZM31 94V93H30ZM51 94V93H50ZM52 94V95H53ZM58 94H60V95H58ZM70 94H72L71 93V91H70V93H69V96H70ZM78 94H79V92H78ZM81 94H83V92H81ZM81 94H79L78 96H81ZM231 94H232V92H231ZM258 94V95H257ZM12 95V94H11ZM14 95V94H13ZM13 95H12V98H13ZM25 95V94H24ZM24 95H22V96H24ZM29 95V94H28ZM32 95H33V93H32ZM38 95V93L36 94V96ZM46 96V97H44L47 101L49 100V97H52L51 95H49V96ZM53 95V96H54ZM73 96H74V93L72 94ZM71 95V96H72ZM9 96V95H8ZM8 96H7V98L6 99H8ZM16 96V95H15ZM34 96V95H33ZM39 96V95H38ZM70 96V97H71ZM72 96V97H73ZM84 96V95H83ZM241 96H244L243 98H241ZM21 97V95L20 96H17V97H14V98H20ZM31 97V96H30ZM66 97H68V96H66ZM65 97V98H66ZM87 97H89V96H87L86 95V99H85V97H84V99H83V101H86L87 100ZM175 97V98H176ZM231 97V96H230ZM254 97V98H255ZM259 97V96H258ZM10 98V97H9ZM29 98V97H28ZM43 98V102H44V104H42L41 105V103L39 104V105H41L42 106V108H43V105H46L45 103H47L46 102V100ZM52 98V99H53ZM69 98V97H68ZM90 98V97H89ZM185 98V99H184ZM235 98H236V96H235ZM253 98V97H252ZM253 98V99H254ZM2 99H4V97H2ZM21 99V98H20ZM41 99V98H40ZM40 99H37V101L38 100H40ZM51 99V101L52 102H54L53 100ZM73 100H75L74 102H77L76 101V97H75V99L74 98H72ZM258 99H260V98H258ZM258 99H256V100H258ZM22 100V99H21ZM27 100H29V99H27ZM26 100V101H27ZM35 100V99H34ZM73 100H71V102L73 101ZM89 100V99H88ZM97 100V99H96ZM117 100V99H116ZM252 100V99H251ZM1 101V100H0ZM9 101V100H8ZM15 101H16V99H15ZM15 101L13 100L12 102H11V104L14 102V104H17V103H15ZM24 101V100H23ZM22 101V103L20 104V103H18L19 104V108H21L20 110L22 111L23 109L22 108H24V107H22V106H24L25 105V108H27V107H30L29 105V103H31L32 105V109H33V107L35 106V103L33 102V101H31V99H30V101H27V102H29V103H27L28 104V106H26V102L24 101L23 102ZM94 102H97V101H95V100H93ZM93 101L91 102V103H93ZM229 101H231V102H229ZM259 101H261V100H259ZM2 102V101H1ZM4 102V101H3ZM87 102V101H86ZM89 102H90V100H89ZM102 102H104L103 100H102ZM262 102V104H263V102H264V100L263 101H261ZM260 102V103H261ZM5 103V102H4ZM3 103V104H4ZM10 103V102H9ZM23 103H25V104H23ZM37 103V105H38V102H36ZM49 104H50V102H48ZM48 103H47V105H46V107H48ZM55 103H57V102H55ZM90 103V104H91ZM3 104H2V106L1 107H5V106H3ZM7 104V103H6ZM6 105V106H12V110H11V113H13V111L15 110H13V106H16V105ZM94 104V103H93ZM96 104V103H95ZM231 104V106H233ZM257 104V105H256ZM1 105V104H0ZM5 105V104H4ZM22 105V106H21ZM52 105H54L53 107H57V105H58V103L55 105V104H52ZM64 103H63V107H64ZM18 106V105H17ZM50 106H51V104H50ZM186 106V105H185ZM252 106H251V108H252ZM37 108L39 107V106H36ZM45 107V108H46ZM52 107V108H53ZM58 107H59V105H58ZM18 108V109H19ZM35 108V107H34ZM45 108H43V110L45 109ZM62 108V107H61ZM60 107L59 108H55V110L54 111H56L57 109H59L60 111L62 110ZM78 108V107H77ZM77 108L75 109V110H77ZM94 109H95V107H93ZM97 109H98V107H96ZM255 108V107H254ZM6 109V108H5ZM30 108H28V109H26V110H28L27 112H28V114H29V110ZM49 109H51V108H49ZM90 109V108H89ZM92 109V108H91ZM94 109H92L93 111H94ZM184 109V108H183ZM182 109V110H183ZM246 109V108H245ZM48 110V109H47ZM58 110V111H59ZM78 110H79V108H78ZM77 110V111H78ZM83 110V112H84V109H81L80 111H78L79 113V115H81L80 114V112ZM86 110V109H85ZM92 110H90V111H92ZM98 110H100V109H98ZM189 110V109H188ZM217 110V109H216ZM229 110V109H228ZM227 110V111H228ZM1 111H4V115L5 114H9V113H6V112H8V109L6 110V112H5V110L3 109H1ZM15 111H17V110H15ZM20 111V112H21ZM33 111H34V109H33ZM32 111V112H33ZM59 111V112H60ZM92 111V112H93ZM143 111V110H142ZM171 111H173V110H171ZM23 112V111H22ZM82 112V113H83ZM87 112H88V110H87ZM101 112V110L99 111V114H101L100 113ZM103 112H105L106 113V111L105 110H103L102 111V114H101V116L103 117V119H104V116H103ZM173 112H175V110L173 111ZM187 112V111H186ZM189 112V111H188ZM193 112V111H192ZM195 112V111H194ZM229 112H231L230 110H229ZM15 113H17V112H15ZM24 113H26V111H24ZM34 114H36V113H38V111L36 112H33ZM57 113V112H56ZM56 113H54V114H56ZM61 113V112H60ZM86 113V112H85ZM90 113V112H89ZM94 113V112H93ZM97 113V112H96ZM165 113V112H164ZM180 113V112H179ZM182 113H183V111H182ZM191 113V112H190ZM189 113V114H190ZM242 113H244V111H242ZM19 115H20V113H18ZM22 114V113H21ZM28 114H26V115H23V116H13V114H11V115H6V117H4L2 120H0V144L2 145V143L4 142V141H8L7 143H9L10 142V140H11V142H12V145L14 146V147H18V149L20 148L21 149V151L23 150V149H25V150H30L31 151V149L34 147V144H29V143H27V141H29L28 139L27 140H25L26 141V143L25 144H29L28 146H26V145H24L23 147L21 146V145H23V144H20L19 142H21L20 140L22 139L21 137H18V132L21 130V129H24V130H27V132L29 133V132H31L32 133V128H33V126H30V125H34L35 127L34 128H36L37 126H39L40 125V122H41V120H40V118L38 117V116H36V115H34V114H31V115H28ZM48 114V112H46V115ZM50 114V113H49ZM48 114V115H49ZM57 114H59V113H57ZM63 114V113H62ZM62 114H60L61 116H62ZM72 114V113H71ZM71 114H69V115H71ZM76 114H77V112H76ZM75 114V115H76ZM76 115V116H78L79 118H80V116L79 115ZM45 115V117H43V119L45 120V121H47L46 120V118L48 117V118H50V116H46ZM53 114H51V116H52ZM68 115V116H69ZM74 115V118L76 117ZM84 115V114H83ZM85 115H87V113L85 114ZM89 115V114H88ZM93 115V114H92ZM94 115H95V113H94ZM93 115V116H94ZM106 115V117H105V121H104V124L106 123V125H104L103 123H102V125H104V126H102V129H103V127H110V129H108L109 130V132H107V129H104L103 130V134L102 135H99V134H93V133H90V135H88V134H85V135H83V136H79V135H74V134H76V133H74V134H72L73 136H71V134L69 133V131L68 132H65V134L66 133H68V134H70V137H69V142H68V144L69 143H71V141H72V139L75 141V142H72V143H74L73 145H72V143L70 144V145H72L71 146V149H70V157H71V160L73 159V163L74 162H76V165L79 163V161H82V162H80V165H78L79 166V170H80V172H81V167H82V164L81 163H83V164H86V163H90L91 165H90V167H92V163L94 164L93 165V167L94 166H97L100 170H97V172H93L94 174H96L95 175V177L97 176V173H100V179H101V181H103V182H107L108 180H107V177H108V175L107 174H109V175H114V177H120V176H122V175H124L123 177L125 178V180H126V178L127 177H125V176H133L132 174H137L136 172H138V171H136V169H137V167L139 168V171H140V175L142 174L141 172L143 171V172H145V174L149 171V173H150V170L152 171V174H153V169H152V167L151 166H153V164L156 162V163H161V162H163V161H161L160 159H162V155L160 156L158 153H157V151L154 149V148H151L147 143H152V141H150V140H148L147 138H143V137H138V138H133V137H130V135L129 134H123L122 136L120 135V133H119V135H117L118 134V132H116V128L118 127V124H116V123H114L113 121V119L115 118V116L114 115H112V114H108V113H106L105 114ZM44 116V115H43ZM56 116V115H55ZM58 116V115H57ZM68 116H66V117H64V116H62V117H60V118H62L63 119V121H65V119H67V117ZM82 116V115H81ZM89 116H91V114L89 115ZM92 116V117H93ZM1 117H3L2 115L0 116V118ZM54 117V116H53ZM53 117H51V119H54ZM64 117V118H63ZM73 116H69L68 117V119H69V121H71V119L70 118H72ZM196 117V116H195ZM47 118V119H48ZM59 118V121H61V119ZM77 118V117H76ZM82 119H81V122H82V124L85 126V127H87L86 125L89 123V119L90 118H88L87 116L85 117V118H87L88 120V122H85L86 120L83 118V116L81 117ZM97 119H98V116L96 117ZM198 118V117H197ZM57 119V118H56ZM73 119V118H72ZM84 119V120H83ZM93 119H95V117H93ZM101 119V118H100ZM100 119H99V121H100ZM48 120H50V119H48ZM75 120V119H74ZM80 120V119H79ZM78 120V121H79ZM91 120L92 119H90V123H91ZM37 121V122H36ZM38 121H39V124H38ZM52 121V120H51ZM66 121H68V120H66ZM65 121V122H66ZM68 121V122H69ZM48 122V121H47ZM62 122V121H61ZM60 122V123H61ZM67 122V123H68ZM72 122L73 121H71L69 124L71 125L72 124ZM30 123V124H29ZM49 123V122H48ZM59 123V124H60ZM74 123H75V121H74ZM72 124V125H75V124ZM76 123H78V122H76ZM85 123H87V124H85ZM89 123V124H90ZM94 123H95V120H94ZM28 124V125H27ZM35 124H38L37 126L35 125ZM57 124H58V122H57ZM68 124V125H69ZM79 124H80V121H79ZM110 124V125H109ZM62 125V127H63V125H65V123L63 124H61ZM67 125V126H68ZM78 125V124H77ZM81 125V124H80ZM99 125H100V122H99ZM99 125L97 126L98 127V129H99ZM241 125V124H240ZM43 126V125H42ZM53 127V125H50V128L52 129V127ZM55 126V125H54ZM66 126V125H65ZM83 126V127H84ZM91 126H92V124H91ZM90 125H89V128L91 127ZM96 126V125H95ZM94 126V127H95ZM241 126H244V125H241ZM258 126H261V125H258ZM258 126H256V125H254V126H252V127H250V128H248L247 130V132H246V134L248 133V138H249V142L250 143H252L253 141H255L254 142V144L255 143H260L261 141H264L263 139H264V128H262V126L261 127H258ZM32 127V128H31ZM58 127V126H57ZM61 127V128H62ZM72 127H77V126H72ZM120 127V126H119ZM173 127H174V125H173ZM240 127V126H239ZM245 127V126H244ZM43 128H45V126L43 127ZM55 128V127H54ZM65 128V127H64ZM64 128L63 129H61V130H64ZM68 128V127H67ZM96 128V127H95ZM241 128V127H240ZM246 128H247V126H246ZM246 128L245 129H242V130H246ZM57 129V128H56ZM59 129V128H58ZM66 129V128H65ZM76 129H79V128H76ZM83 129V128H82ZM30 130V131H29ZM37 130H40L39 128L37 129ZM37 130H35V131H33V133L34 132H36ZM41 130H44V129H42L41 128ZM50 130V129H49ZM48 130V131H49ZM55 130V129H54ZM79 130H81V128L79 129ZM90 130H91V128H90ZM89 130V131H90ZM97 130V129H96ZM106 130V133L104 134V131ZM50 131H53V130H50ZM59 131L60 130H58L56 133H53L54 134V136H55V140H56V142L59 140L60 141V143H62L63 144V139H65V137H64V133L61 135L60 133H59ZM65 131V130H64ZM67 131V130H66ZM76 131H78V130H76ZM20 132H23V131H20ZM19 132V133H20ZM38 132H40V131H38ZM47 132V131H46ZM54 132V131H53ZM80 132V131H79ZM32 133V134H33ZM40 133H42V132H40ZM49 133V132H48ZM9 134L11 135V137L9 136ZM22 134V133H21ZM20 134V136H23V138H24V135H25V133L23 134V135H21ZM30 134V133H29ZM29 134H28V137H29ZM31 134V135H32ZM36 134V133H35ZM34 134V135H35ZM44 134H46L47 135V133H44ZM52 134V135H53ZM81 134H84V133H81ZM42 135V136H41ZM41 135H38V136H41V137H43V136H45V135H43V134H41ZM49 136H50V133L48 134ZM47 135V137H49ZM4 136V137H3ZM25 136H27V135H25ZM37 135H36V137H38ZM74 136H76V137H74ZM27 137V138H28ZM72 137V138H71ZM30 138V137H29ZM34 138H35V136H34ZM33 138V139H34ZM44 138V137H43ZM46 138V137H45ZM44 138V139H45ZM50 138V137H49ZM53 137L51 136V138L50 139H52ZM71 138V139H70ZM44 139H43V141H44ZM67 139L68 138H66V142H67ZM89 139H90V144H89ZM24 139H22V141H23ZM37 140H39L38 142H40V139H39V137H38V139ZM42 140V139H41ZM31 141V140H30ZM43 141H41V143L43 142ZM245 141V140H244ZM35 142H36V139H35ZM34 142V143H35ZM249 142H247V143H249ZM31 143V142H30ZM41 143H40V145L39 144H37V152H35L36 153V156H37V153L39 154L38 155V160H39V162H37L38 164L40 163L41 165L40 166H38V167H40V168H37V166H36V168H35V166L34 167H32V162H30V160L32 161L33 159H32V156H33V154H31L30 153V151L28 152H26L27 153V156H28V154H30V156H29V163H31V168H29V169H41L42 168V171H40V170H38V172L41 174V178L42 179H39V180H37L32 174H30L29 173V170L27 169V167H29L30 165H28L27 163V166H24L23 165V163L24 162H22V163H18L17 164V161L15 162L14 161V159H12V161H10L9 162V164H6V163H3L2 164V166H0V181L2 180V178L4 177H12V178H9V179H11V181H12V179H13V184L11 185V187L13 188V186H14V188H13V191L16 189V190H19V189H17V188H19V186H18V184L21 182H23V183H26V184H28L29 185V188H30V190H28V191H26L27 193H29L30 195H31V199H24V197H23V199H21V202H20V200L18 201L17 199H18V197L16 196L17 195V193H15V192H17V191H15V192H13L12 190H11V192H13V193H9L10 191V184H9V187L7 188V189H9L8 191V193L10 194V196L9 197H7L6 196V194L4 193V197L3 198H1L0 199V206H1V208H3L2 210H1V214H0V264H25V263H27L28 262V260L30 261V259H28V258H26V256H28L29 255V252L30 251H33V253H37V250H35V246H33V245H30L29 244V242H20V240H19V242L17 243V244H15L14 243V245H13V248L15 249V250H13V251H8L7 249H6V252H5V250H3V248H4V246H6V244L9 242V240L11 239L12 240V238L14 239V241L15 240H17V239H19V235L18 234H16V233H18L19 232V227H24V225H25V223L24 222H26L27 220H24V219H22V217L21 216H23V215H20V214H23V211H25V210H27L26 208H29L30 209V205L28 204V203H30V201L34 198V199H37L38 198V200H34L35 201V203L38 201V202H40L39 204L38 203H36L37 204V206H40V208H41V211L43 210V212L46 214V217L49 219V216H50V214L52 213L53 215H54V217H52V218H55L56 217V220L55 219H53L54 221H55V223L54 224H56L57 223V226H58V224L60 225V227H59V229L60 230H62L60 233L61 234H59L58 235V237L60 238V240L62 241V240H64V242H65V240H70V241H77V244H80V245H82L83 247H87V249H89V250H95L94 248H96V247H103V246H105V247H107V244H110V247L112 246L111 245V243H113V245L114 246H112L111 248L113 249V247H115V245L116 246H118L119 248H121L122 246H124L126 243H128L129 241H132V235H133V233H134V230H135V228H136V225H138L139 224V222L138 221H133V219H131V222L130 221H128V220H130V218H129V216H128V220H127V222H125V224L121 227V232H119V233H117L116 231H114V232H107V230H108V226L106 225H104V226H102V227H100L98 230H95L96 228H95V226H93V225H91V224H93V220H92V217H93V214L94 213H96L97 211H101L103 208L105 209V208H107V209H105L106 211H109V210H115V211H118V209L120 208V209H122L121 211H125V210H127V209H129L130 211H131V209H133V208H137V205L141 202L140 200V193L139 194H133V195H127L126 194V192H127V190H122L123 188H119L118 189V187H116L117 186V184H116V186H115V183H114V186H115V188L116 189H114L113 188V186L112 187H110L109 185H111V179L109 180L110 182H109V184H108V186L110 187L109 189L112 191V192H115V193H118V194H112V193H109V192H107L101 185H99L98 183H97V180H95V179H93V178H87V177H84V176H80L79 174L78 175H76L77 173H72V172H70V173H72V174H68V173H61L62 175H57V174H55V173H53V174H51V175H49L48 176V174H46V173H48V172H50V171H52L53 170V168H55V167H57V165L55 166V167H52V165L50 166V167H52V170H49V169H51V168H49V166L48 165H50L51 163L53 164V163H57V162H49V161H52V158H54V159H56V158H58L59 156L58 155H60V154H56V153H59V152H61V151H57L55 154L54 153H52V152H50V151H52L51 149V146L53 145V143H49L48 145H46V146H43V144H42V146H41ZM44 143V142H43ZM60 143L58 142V144H59V146L60 147H62L61 145H60ZM264 143V142H263ZM11 144V143H10ZM10 144H9V146H10ZM57 144V143H56ZM67 144V143H66ZM17 145V146H16ZM39 145V146H38ZM45 145V144H44ZM250 145V144H249ZM5 146V145H4ZM26 146V147H25ZM67 146H69V145H66V147ZM209 146V145H208ZM256 146V145H255ZM263 146V145H262ZM3 146H0V149L2 150L3 148H2ZM8 147V146H7ZM6 147V148H7ZM65 147V148H66ZM70 147V146H69ZM252 147H254L253 146V144H252ZM23 148V149H22ZM51 148V149H50ZM57 148V147H56ZM55 148V149H56ZM155 148L156 149H160V148H158V147H156V145H155ZM207 148V147H206ZM209 148V147H208ZM261 148V147H260ZM5 149V148H4ZM8 149H9V147H8ZM8 149H5L6 151L8 150ZM58 149V148H57ZM69 149V148H68ZM4 150V151H5ZM15 150V149H14ZM24 150V151H25ZM50 150V151H49ZM61 150H63V149H61ZM224 151H225V149H223ZM13 151V150H12ZM56 151V150H55ZM0 152H2V151H0ZM9 152V151H8ZM14 153L16 152V150L15 151H13ZM18 152V151H17ZM16 152V153H17ZM33 152V151H32ZM64 152V151H63ZM62 152V153H63ZM7 153V152H6ZM10 153V152H9ZM24 153V152H23ZM26 153L25 154H23V155H26ZM66 153H68L67 152V149H66ZM209 153V152H208ZM8 154V153H7ZM12 155H13V153H11ZM19 154V153H18ZM0 155H2V154H0ZM12 155H10V156H12ZM15 155V154H14ZM13 155V156H14ZM22 155V154H21ZM63 155H65L64 153H63ZM82 155V156H81ZM4 156V155H3ZM18 156H20V155H18ZM237 155L235 154V153H232V152H230L229 154H228V152H223V154L221 153L220 155H217V156H215L216 157V163H218V162H224V161H229L230 162V160H232V159H234V158H238V156L236 157ZM5 157V156H4ZM7 157H9L8 155H7ZM16 157V156H15ZM21 157V156H20ZM80 157H81V159H80ZM23 158V157H22ZM25 158H27L26 156H25ZM25 158L23 159V160H25ZM36 158V157H35ZM60 158V157H59ZM101 158L104 160V158H106V160H108V161H104V162H101ZM165 158V159H164ZM2 159V158H1ZM4 159V158H3ZM9 159V158H8ZM11 159V158H10ZM66 159V158H65ZM68 159V158H67ZM111 159H113L114 161L112 162H109V160H111ZM163 159L165 160L164 162H166V157H163ZM5 160V159H4ZM0 161V162H5V161ZM21 160V159H20ZM26 160H28V159H26ZM36 159H34L33 161H35ZM63 160H64V158H63ZM71 160H69L68 161V163L70 162V167H74V166H76V165H74L73 163H71ZM161 162H160V161ZM194 160H195V158H194ZM204 160H206V159H204ZM209 160L210 159H208V162H209ZM214 160V159H213ZM65 161V160H64ZM89 161V162H88ZM158 161V162H157ZM196 161V160H195ZM13 162H15V163H13ZM36 162H34V163H36ZM59 162V161H58ZM78 162V163H77ZM148 162H149V164H148ZM153 162V163H152ZM200 162V161H199ZM202 162V161H201ZM36 163V164H37ZM150 163H152V165H150ZM4 164H6V165H4ZM25 164V165H26ZM36 164H33V165H36ZM37 164V165H38ZM44 164H46V165H44ZM58 164V163H57ZM136 164V166L137 167H134L133 165H135ZM60 164H58V166H59ZM63 165V166H62ZM62 167H64V165L65 164H63L62 163ZM74 165V166H73ZM155 166H156V164H154ZM158 165H160V164H158ZM158 165H157V167H158ZM41 166H43L44 168H46L47 170H48V172H44L45 170H44V168L43 167H41ZM47 166H48V168H47ZM112 166V168H110ZM66 167V166H65ZM69 167V168H70ZM84 167V169H87L88 168V170L89 171H86L87 173L88 172H90V170L92 169V168H90L89 166H88V164H87V168L85 167V166H83ZM133 167H134V170H133ZM151 167V168H150ZM156 167V168H157ZM59 168H60V166H59ZM68 168V169H69ZM78 167H76V169H77ZM96 168V167H95ZM153 168H155L154 166H153ZM155 168V169H156ZM60 169H64V168H60ZM60 169H58V172H59V170ZM67 169V168H66ZM73 169V168H72ZM84 169H82L83 171H84ZM97 169V168H96ZM46 170V171H47ZM56 170V169H55ZM95 169H93V171H94ZM63 171H65V170H63ZM62 171V172H63ZM82 171V172H83ZM53 172H54V170H53ZM56 172V171H55ZM61 172V171H60ZM78 172V171H77ZM91 172H92V170H91ZM188 172V171H187ZM50 173H52V172H50ZM186 173V172H185ZM85 174V173H84ZM152 174H150V176L152 175ZM47 175V176H46ZM86 175V174H85ZM90 175H92V173L90 174ZM143 175V174H142ZM141 175V176H142ZM146 175H148V173L146 174ZM186 175V174H185ZM99 176V175H98ZM135 176H137V175H135ZM182 176V175H181ZM134 177V176H133ZM137 177H139V175L137 176ZM136 177V179H138ZM154 177H155V175H154ZM45 178H49L50 180H51V182L50 183H48V184H46V185H41L40 184V180H43V179H45ZM109 178V177H108ZM111 178V177H110ZM130 178V177H129ZM128 178V179H129ZM132 178V177H131ZM142 179L144 178L145 179V177L143 176V177H141ZM149 178H152V177H149ZM8 178H7V180H8V182L10 181ZM114 179H117V178H114ZM122 179V178H121ZM135 179V178H134ZM143 179V180H144ZM155 179V178H154ZM153 179V180H154ZM131 179H129V181H130ZM140 180V179H139ZM142 180V181H143ZM150 180V179H149ZM148 180V181H149ZM6 181V180H5ZM100 181V180H99ZM121 181H124L123 179L121 180ZM137 182H138V180H136ZM147 181V182H148ZM7 182V181H6ZM7 182V183H8ZM145 182V181H144ZM143 182V183H144ZM2 183V182H1ZM4 183V182H3ZM10 183V182H9ZM125 183H128V182H125ZM124 182H123V184H121V187L122 186H125L124 184H125ZM151 183V182H150ZM107 184V183H106ZM119 184V185H120ZM137 184V183H136ZM21 185V184H20ZM118 185V186H119ZM141 185V184H140ZM8 186V185H7ZM107 186V187H108ZM128 185H126V187H127ZM136 186V185H135ZM146 186V185H145ZM21 188H22V186H20ZM41 187H44V189H43V191H41ZM130 187V186H129ZM2 188L3 187H1V191L2 192H4L3 190H2ZM4 188H5V186H4ZM112 188H113V190H112ZM143 188V187H142ZM149 188V187H148ZM23 189H26V187L25 188H22V190ZM121 189V190H120ZM25 191H22L23 193H22V195L24 194V192ZM158 191V190H157ZM166 191V190H165ZM169 191V190H168ZM25 192V193H26ZM135 192V191H134ZM137 192H140V189H139V191L137 190ZM167 192V191H166ZM166 192L164 193L163 191L161 192V191H158V193H156V194H153L152 195V197L154 196L158 201H156V199L153 197V199H152V201H154V203L155 202H157V204L158 205H160L161 204V202L163 203V199H162V196H163V194H166ZM16 195H15V194ZM19 193V192H18ZM26 193V194H27ZM52 193V194H51ZM153 193V192H152ZM8 194V195H9ZM147 194H149V193H147ZM21 195V196H22ZM142 196L144 195V194H141ZM19 196V195H18ZM29 196V195H28ZM32 196H33V198H32ZM49 196V197H48ZM165 196V195H164ZM168 197V196H167ZM6 198V199H5ZM20 198H22V197H20ZM162 199V200H161ZM23 200V201H22ZM32 202V201H31ZM74 204H73V203ZM160 204H159V203ZM34 203V204H35ZM69 203H71V204H73V207H70L69 205H71V204H69ZM166 203V202H165ZM69 204V205H68ZM153 204V203H152ZM152 204H151V206H152ZM29 205V206H28ZM31 205L33 206V204L31 203ZM140 205H141V203H140ZM156 205V204H155ZM154 205V206H155ZM72 206V205H71ZM157 206V205H156ZM163 206V205H162ZM70 207V208H69ZM114 207H115V209H114ZM117 207V208H116ZM153 207V206H152ZM6 208V209H5ZM33 208H36V207H33ZM39 208V209H40ZM69 208V209H68ZM113 208V209H112ZM123 208H125V210H123ZM142 208V207H141ZM39 209H37V211L39 210ZM117 209V210H116ZM8 210H9V213L10 212H12V216H10L9 215V213H8ZM32 210V209H31ZM34 210V209H33ZM93 210H95L96 212H93ZM27 211H29V210H27ZM35 211V210H34ZM120 211V212H121ZM20 212H22V213H20ZM42 212V213H43ZM126 212H128V211H126ZM25 213V212H24ZM27 213V212H26ZM30 213V212H29ZM35 213V216L37 215L36 214V211L34 212ZM41 213V212H40ZM40 213H38V215L40 214ZM51 214V215H52ZM135 214H137V213H135ZM30 216V215H29ZM34 216V215H33ZM41 216H43V215H40V217ZM114 216V215H113ZM24 217V216H23ZM40 217H39V219H40ZM30 218H32V217H30ZM34 218H37V217H34ZM43 218H45V217H43ZM46 218V219H47ZM52 218H50L49 220H52ZM25 219H27V217L25 218ZM47 219V220H48ZM136 219V218H135ZM12 220H13V222L15 223V225H17L18 226V231H17V229L15 228V225L13 224V230H12ZM52 220V221H53ZM29 221H31V219L29 220ZM35 221V220H34ZM33 220L31 221V222H34ZM42 221H44V220H42ZM57 221V222H56ZM90 221V222H89ZM28 222V221H27ZM37 222H38V219H37ZM41 222V221H40ZM39 222V223H40ZM45 222H46V220H45ZM35 223V222H34ZM44 222H42V224H43ZM24 224V225H23ZM44 224H46V223H44ZM49 224V223H48ZM47 224V225H48ZM50 224H51V221H50ZM91 225L92 227V232L90 231H87L88 229H87V227H88V225ZM27 225V224H26ZM29 225H30V223H29ZM31 227H33L34 226V228H36V226L37 225H33L32 223H31ZM90 225H89V227H90ZM95 225V224H94ZM28 226V225H27ZM27 226H25L24 228V230H26V228H27ZM56 226V225H55ZM38 227V226H37ZM51 227V226H50ZM88 227V228H89ZM93 227H94V229H93ZM107 227V228H106ZM34 228H33V230H34ZM39 229H35V230H40L41 228H43L42 227V225L40 226V227H38ZM49 228V227H48ZM45 229V228H44ZM43 229V230H44ZM50 229V228H49ZM53 228H51V230H52ZM56 229V228H55ZM10 230H12V232H13V234L12 233H10L11 231ZM28 231H29V229H27ZM32 230V229H31ZM31 230H30V232H31ZM33 230H32V233H33ZM46 230H48V229H46ZM93 230H95V232L93 231ZM23 231V230H22ZM21 232V231H20ZM24 232V231H23ZM29 232V233H30ZM37 232V231H36ZM39 232V231H38ZM47 232H49V231H47ZM52 232V231H51ZM94 232V233H93ZM26 233V232H25ZM24 233V234H25ZM43 233H45V232H43ZM97 233H99V235L97 234ZM39 234V233H38ZM42 233H40V235H41ZM51 234V233H50ZM26 235V234H25ZM27 235H28V233H27ZM30 235V234H29ZM36 235V234H35ZM54 235V234H53ZM33 236V235H32ZM22 237V236H21ZM50 237H51V235H50ZM17 238V239H16ZM33 238H35V237H33ZM37 238H39V236L37 235ZM36 238V239H37ZM42 238V237H41ZM44 240H46V242H48V240L47 239H49V235H45L44 234ZM53 238V237H52ZM69 238V239H68ZM22 239H24V238H22ZM31 239V238H30ZM36 239H33V240H36ZM43 239V238H42ZM10 240V241H11ZM53 240V239H52ZM60 240H58L59 242H61ZM32 240H30V242H31ZM41 241V240H40ZM42 243V242H41ZM45 243V242H44ZM39 244H40V242H39ZM48 244V243H47ZM46 244V245H47ZM52 245V244H51ZM80 245H78V246H80ZM129 245V244H128ZM44 246V245H43ZM42 247V246H41ZM45 247V246H44ZM43 247V248H44ZM53 247V246H52ZM118 247H116V248H118ZM33 248H34V250H33ZM47 248V247H46ZM56 248V247H55ZM107 248H109V246L107 247ZM115 248V249H116ZM48 249V248H47ZM47 249H46V251H47ZM86 249V250H87ZM55 250V249H54ZM53 250V251H54ZM114 250V249H113ZM45 251V252H46ZM43 252V251H42ZM47 252H49V250L47 251ZM47 252H46V254H47ZM55 252V251H54ZM26 253H28V254H26ZM32 253V252H31ZM26 255V256H25ZM32 255V254H31ZM42 254L40 253V256H41ZM43 255H44V253H43ZM30 256V255H29ZM40 256H38V257H40ZM31 257V256H30ZM50 258V257H49ZM40 259V261H41V264H47L48 263V260L50 261V259ZM47 262V263H46ZM39 263V261L37 262V264ZM74 263H76V261H73V264Z\"/></svg>",
  "mask_w": 264,
  "mask_h": 264
}]
</instances>
